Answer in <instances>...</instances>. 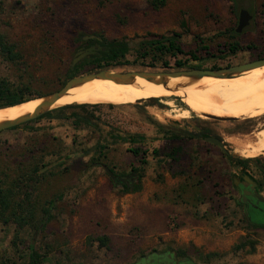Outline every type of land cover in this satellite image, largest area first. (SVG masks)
<instances>
[{
    "label": "rangeland",
    "instance_id": "rangeland-1",
    "mask_svg": "<svg viewBox=\"0 0 264 264\" xmlns=\"http://www.w3.org/2000/svg\"><path fill=\"white\" fill-rule=\"evenodd\" d=\"M1 1L0 32L22 57L17 64L0 59V77L27 85L26 95L58 90L80 61L73 64L79 50L103 49L85 43L101 41L99 36L129 45L130 66L107 68L113 71L160 67L163 61L176 70L177 59L185 61L184 69H208L264 55V0H168L160 10L148 0ZM241 9L252 17L232 36ZM174 33L183 54L137 57L145 41ZM232 42L238 44L234 54L226 47ZM91 72L86 65L77 76ZM197 90L213 100L192 95L184 105L179 97L161 95L156 97H170V103H101L0 131V181L20 177L23 203L17 210L25 221L21 229L0 221V264H27L31 243L42 264H156L165 251L196 264H264V228L250 225L224 195L231 176H259L254 168L239 170V160L254 156H242L233 141L264 125V88ZM183 110L189 114L181 115ZM73 114L90 117L91 125H75ZM209 135L222 141L225 153L205 141ZM257 158L264 160V154ZM106 169L133 173L130 189L112 181Z\"/></svg>",
    "mask_w": 264,
    "mask_h": 264
},
{
    "label": "trees",
    "instance_id": "trees-1",
    "mask_svg": "<svg viewBox=\"0 0 264 264\" xmlns=\"http://www.w3.org/2000/svg\"><path fill=\"white\" fill-rule=\"evenodd\" d=\"M167 1L168 0H148V3L151 9L160 10L167 4ZM1 3L2 1L0 0V5ZM231 32H232V36L237 35L235 29H232ZM99 37L101 38V41H98L97 39H90L85 41V43L87 45L98 44L102 46L103 49L100 50L96 55H91L80 60L77 64H75L72 68H70L68 70V73L65 75V80L62 82L61 85H63L65 81H67L68 79L81 74V71L85 68L86 65L93 67L95 71H99L111 67L130 66L129 62L125 60L126 55L129 53V45L126 41L119 39H107L103 36H99ZM177 37L178 34L174 33L170 36H161L157 39L147 40L138 49L137 57L139 59H153V58H161L162 56L176 57L178 54H183L184 52L177 41ZM81 40L82 37L77 38V41H81ZM204 47L205 46H203V48ZM226 47L228 51L231 52L232 54H234L238 50L237 42L228 43ZM191 56L193 57V59H196V56L194 54H191ZM21 57H22L21 53L18 50L17 46L11 41H9L7 37L0 32V59L10 64H17L21 60ZM175 61H176L175 62L176 69L185 68V61L181 59H177ZM162 65L163 66L158 67L155 66L154 64H149V65L142 64L143 67H148V68H140V69L171 70L167 61H163ZM219 66L221 65H216V64L212 65L213 68ZM192 68L203 69L202 66H198V65L189 67V69ZM27 87L28 86L23 85V83H15L6 77H0V108L21 103L23 101L32 98L41 97L40 94L26 95L25 90L27 89ZM192 95H199L202 98L213 100L212 98L203 96L202 94L197 92L195 93L191 92L183 95H174V96L179 97L181 101L184 103V105H186V99L191 97ZM170 97H156L149 99V101L160 99V101H162L164 104H169L170 101L168 99ZM98 105L100 104H71L68 106L58 107L49 110L46 114H42L36 119L46 115L49 116L53 112L63 111L69 108L83 109L89 106L94 107ZM188 114L189 112L187 110H183L181 113V115H188ZM73 117H74L73 123L75 125H80V124L91 125L92 123L91 118L88 116H80L77 114H73ZM28 122L22 123L18 126L11 127V129L17 128ZM118 139L124 140V137H119ZM130 140L134 141L133 139ZM173 151L176 152L177 150L175 149ZM130 152H132L136 156L140 155L139 148H133L130 150ZM140 158L141 159L139 160V163L141 165L146 164V161L143 159V157L140 156ZM139 170L140 169L138 167L132 168V171L134 173H137ZM19 180H20L19 176L14 178H10L9 176H7L5 179L0 181V221H2L3 223H8L12 221L18 226L19 229H21L23 228V224H25V221L23 220V215H21L20 212H18L19 210L18 207H21L23 203L21 200L22 198L19 197L17 192V189L19 188L18 186V182H20ZM124 188L127 190L130 189V187L125 185ZM15 237H17V235ZM99 242L102 245H105L106 240L105 238H99ZM27 251H28L27 264H42V256L34 249L32 243L28 245ZM182 256H184L183 253Z\"/></svg>",
    "mask_w": 264,
    "mask_h": 264
},
{
    "label": "bare ground",
    "instance_id": "bare-ground-1",
    "mask_svg": "<svg viewBox=\"0 0 264 264\" xmlns=\"http://www.w3.org/2000/svg\"><path fill=\"white\" fill-rule=\"evenodd\" d=\"M129 71V70H124ZM144 72H160L172 70H140ZM107 79H95L83 84L73 86L61 96L50 108L64 107L71 104H125L137 103L161 95H183L193 91L201 92L207 86H257L264 88V65L242 71L234 75H224L222 78L215 76H204L201 78L188 77H161L156 76L152 81L145 78L135 77L128 83H116L108 80L104 85L98 86ZM203 93V92H202ZM206 94V93H204ZM206 95L216 97L211 93ZM264 99V95H262ZM44 98H32L21 103L0 108V123L14 120L25 114H30ZM225 100V99H222ZM226 101V100H225ZM227 141V139H225ZM241 152V155L255 156L264 149V125L246 137L244 141H233ZM236 147V149H237ZM245 157V156H244Z\"/></svg>",
    "mask_w": 264,
    "mask_h": 264
},
{
    "label": "water",
    "instance_id": "water-1",
    "mask_svg": "<svg viewBox=\"0 0 264 264\" xmlns=\"http://www.w3.org/2000/svg\"><path fill=\"white\" fill-rule=\"evenodd\" d=\"M251 15L247 10L241 9L239 11L237 26L235 28L236 33H240L250 22ZM96 36H85L84 39L94 38ZM99 39L98 37H96ZM100 40V39H99ZM101 50V47H89L83 50H79L73 59V64L78 62L79 60L85 58L86 56L93 55L97 51ZM264 65V58L257 59L245 63L235 64L223 68L216 69H200V68H192V69H176L172 71H160V72H144L140 70H132V71H113L111 69H102L96 72L87 73L80 76H75L68 79L58 90L51 92L50 94L43 97L36 98H44L40 104L36 106L34 111L30 114H25L21 117H18L14 120H7L0 123V131L20 125L22 123L28 122L42 115L43 113L52 110L54 108H50L61 96H63L70 88L73 86H77L83 84L87 81H91L93 79H107L112 80L116 83H128L134 80L135 77L145 78L146 80L152 81L156 76L161 77H179L182 75L188 77L201 78L204 76H215L222 78L224 75H234L241 73L242 71L253 69L259 66ZM214 119H233L228 117H214ZM204 139L211 143L217 144L219 147L224 149V145L221 141L213 138L211 136H205ZM107 174L111 177L113 181L117 183H123L125 181L124 178L115 177L109 169H106ZM128 181H131V178H127Z\"/></svg>",
    "mask_w": 264,
    "mask_h": 264
},
{
    "label": "flooded vegetation",
    "instance_id": "flooded-vegetation-1",
    "mask_svg": "<svg viewBox=\"0 0 264 264\" xmlns=\"http://www.w3.org/2000/svg\"><path fill=\"white\" fill-rule=\"evenodd\" d=\"M262 58H264V55H262L259 58H254L253 60L262 59ZM245 62H249V61H245ZM245 62H237V63L228 62L216 68H223ZM207 68L216 69L213 68L212 66ZM198 132H202V130L199 128ZM211 137L221 141L219 138L215 136H211ZM206 142L216 146L221 150V152L225 153V150L219 147L217 144L211 143L209 141ZM260 154H264V153H260ZM257 156L250 157L247 160L241 159V161L239 160L240 162L237 166L240 171H245V172L247 171V168H254L257 172H259V176L258 177L252 175L243 176L242 174H241L242 176L241 177L239 176L238 178L236 176L233 177L231 176L228 185L229 189L224 190V195L227 197H232L234 199L233 201L234 207H237L239 211L242 210V212L245 214L247 222L250 225L254 227L264 228V160L262 158H257ZM112 174L115 177H120L125 179L123 183H118V184H122L128 187H130L133 184L134 181L133 173L128 175H115L112 172ZM127 178H131V181H128ZM162 253L158 254L159 259L156 261V264H196L189 258L185 256H180L178 253L173 251H165ZM152 263L153 260L151 259V264Z\"/></svg>",
    "mask_w": 264,
    "mask_h": 264
}]
</instances>
